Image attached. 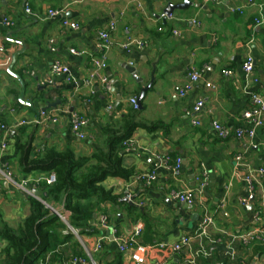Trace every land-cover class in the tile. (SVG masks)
Instances as JSON below:
<instances>
[{"label": "crops", "instance_id": "0c3cea01", "mask_svg": "<svg viewBox=\"0 0 264 264\" xmlns=\"http://www.w3.org/2000/svg\"><path fill=\"white\" fill-rule=\"evenodd\" d=\"M191 1L189 8L162 17L168 3L183 0H0V20L5 17L12 23H0V123L8 126L7 133L0 134V224L17 229L30 213V197L44 201L45 179L54 173L23 171L18 144L31 148V158L50 148L91 156L104 146L102 127L130 108L141 122L162 123L153 130L137 128L130 147L121 143L122 164L133 174L128 179L107 177L102 181L119 199L99 203L91 221L98 232L74 234L38 264H73L74 258L86 259L85 264H133L132 251L121 252L114 238L129 239L137 227L142 228L138 242L152 247L145 264L159 260L188 264L202 246L210 255L199 256L200 264H264V233L262 239L255 238L248 245L236 238L264 225V178L249 192L246 172L238 170L235 161L241 154L249 167L264 166V126L254 138L244 140L220 139L212 129L214 120L230 129L247 127L242 112L250 105L249 93L264 90V0ZM26 4L40 17L27 14ZM49 9L64 11L47 17ZM65 19L77 22L80 28L64 26ZM111 22L116 24L111 31L113 46L104 51L99 47V32L109 29ZM129 37L146 41L147 46L123 49L121 44ZM104 54L106 67L95 72L94 59ZM248 57L253 59V76L258 82H247L243 63ZM57 60L68 66V75H53ZM131 66L142 81L133 78L128 70ZM154 70L155 82L142 107L135 109L130 98L140 96ZM191 70L200 71L201 78L181 97L175 86H184ZM227 70L232 74H226ZM103 75L112 86L110 93L100 81ZM21 81L26 85L23 100L32 101L33 107L19 100ZM58 100L57 106L42 113L43 107ZM198 100L204 106L195 114L192 108ZM110 103L112 108H108ZM72 113L89 119L86 139L73 133ZM195 118L201 120L200 125L193 124ZM179 158L181 173L176 176L173 166ZM152 171L157 176L152 185L137 179ZM9 172L10 178L6 176ZM203 172L208 184L201 202L190 205L172 197L173 190L197 188V177ZM33 187L38 195L30 194ZM126 190L136 197L137 206L120 201ZM204 208L213 221L206 234L200 235ZM54 211L63 213L70 225L71 213L63 204ZM104 215L108 217L106 226L101 224ZM184 235L193 239L182 252L158 246ZM5 245L0 236V264Z\"/></svg>", "mask_w": 264, "mask_h": 264}, {"label": "trees", "instance_id": "16d2710c", "mask_svg": "<svg viewBox=\"0 0 264 264\" xmlns=\"http://www.w3.org/2000/svg\"><path fill=\"white\" fill-rule=\"evenodd\" d=\"M161 126L159 122L147 124L137 120V112L130 108L119 119H112L102 127L104 146L91 156L77 155L71 149L50 148L31 158V148L18 144L23 171L54 172L56 182L52 185L45 183L41 192L42 199L51 207L36 197H30V213L17 229L6 223L0 224V236L6 241L2 264H38L48 252L74 237L69 226L81 235L97 233L98 229L91 221L99 203H117L119 199L102 186V181L107 177L128 179L133 174L122 164L121 143L130 139L139 127L153 130ZM59 204L70 211V225L54 211Z\"/></svg>", "mask_w": 264, "mask_h": 264}, {"label": "built area", "instance_id": "2783aa9c", "mask_svg": "<svg viewBox=\"0 0 264 264\" xmlns=\"http://www.w3.org/2000/svg\"><path fill=\"white\" fill-rule=\"evenodd\" d=\"M63 9H49L47 11V17H55L63 13ZM25 12L33 17L39 18L40 15L38 13H35L29 4H26L25 6ZM162 17H166V14H163ZM196 24H199L197 21H193ZM0 23L10 25L12 24L7 18H3L0 20ZM64 26H67L72 29H79L80 26L77 22L71 21L68 19L63 20ZM116 28V24L114 22H111L109 25V29H104L99 32L101 42L99 44V47L106 51L110 47L113 46V41L111 38V31ZM175 35H179V31H174ZM132 46H136L137 48H144L147 46V42L143 41L139 38L135 37H129L121 44V47L123 49H130ZM75 53H78L76 50H73ZM94 67L95 72H98L100 69H103L106 67L105 62V54L101 58H95L94 59ZM243 69L246 73V79L249 83L250 80L253 82H258V78L256 76H253L254 73V62L251 57H248L245 62L243 63ZM52 73L53 75H68L69 68L68 66L64 65L59 60L55 61L52 66ZM226 74L230 75L232 74L231 70L225 71ZM201 78V72L198 70H191L189 73V81L184 86H175V90L179 93L181 97H186L194 88V85L200 80ZM100 81L103 84L104 90L106 93H110L112 90V86L108 80V78L103 75L100 77ZM247 85V84H246ZM207 86H212L211 83H207ZM250 96V105L248 108L243 110L242 112V118L248 125L247 127H236L235 129H230L220 123L217 120H214L212 122V129L216 133V135L220 139H227L230 136H233L237 138L238 140H244V139H252L256 136V131L258 128L264 126V90L262 92H251L249 93ZM131 105L135 108H139L138 104V98L133 96L130 98ZM204 106L203 100H198L193 108V113H199ZM108 108H112V103L109 104ZM46 113V112H42ZM53 121H57L56 118H53ZM193 124L200 125L201 120L198 118L193 119ZM89 125V119L85 117L84 115H81L79 113H72L71 114V129L73 133L81 140L86 139L88 137L87 133V127ZM8 126L4 123H0V134L1 133H7ZM131 139L125 140L123 142L124 146L130 147L131 146ZM6 143L4 142L2 144V147H5ZM236 161V168L238 170H245L244 180L248 184L249 192L253 193L256 189V185L260 183V181L264 178V166L260 167H249L247 164L244 163L242 160V155L238 154L235 156ZM173 171L176 176L180 175L181 173V159H177L176 163L173 166ZM11 173H7L6 176L10 178ZM137 179L143 182L144 185L150 186L153 184V182L157 179L155 172H149V173H141L137 176ZM208 177L205 172H203L200 176L197 177V183L198 187L193 188H187L184 190H173L172 191V197L175 200H178L179 202L187 203L190 205L198 204L199 201L201 202V196L204 192L205 187L208 184L207 181ZM46 183L49 185H52L56 182V175L55 173H51L46 179ZM3 189V185L0 182V192ZM37 192L36 188H32L30 190V194L35 195ZM242 203L245 205L250 204V201L248 199H241ZM264 208V204H263ZM204 217L203 221L201 223L200 228V235L206 234L207 227L212 223L213 219L208 214L206 208H204ZM57 215L67 223V217L61 213L56 211ZM262 219L260 217V214H257V220ZM68 224V223H67ZM101 224L103 226H106L108 224V217L106 215L102 216L101 218ZM71 231L79 235V231L77 229L72 228L69 226ZM142 233V228L137 227L133 233V235L129 239H122L121 237H115L114 240L118 243L119 250L121 252H125L127 250H131V256L130 259L133 264H145L146 263V254L148 251L152 248L151 246L139 243L137 238ZM264 233V225L262 228L257 227L254 230H250L248 232L242 233L238 235L236 238L241 242L243 245L250 244L255 238H263ZM192 235H184L182 236L178 241L169 243V242H160L158 246L161 249L170 250L175 253L182 252L185 248H188L191 245L192 242ZM99 249V245L95 248L94 251H97ZM205 256L208 257L210 255L209 251L205 249V247H201L197 249L192 256L187 261L188 264H200L198 261L199 256ZM73 264H85L86 259L83 258H74L72 261ZM156 264H167L165 260H159Z\"/></svg>", "mask_w": 264, "mask_h": 264}, {"label": "water", "instance_id": "95a60500", "mask_svg": "<svg viewBox=\"0 0 264 264\" xmlns=\"http://www.w3.org/2000/svg\"><path fill=\"white\" fill-rule=\"evenodd\" d=\"M193 4V2L191 0H183V2H180V3H177V4H174V3H168L167 7L164 9V13L166 14V16H171L172 13H174L175 10H184V9H187L189 8L191 5ZM16 56V55H15ZM15 56L13 58V62L11 64V66L15 63ZM155 67V66H154ZM11 68H9L10 70ZM128 70L131 72V74L133 75V78L138 80V81H142V77L139 76V71L135 68V67H128ZM155 82V70L152 71V77H151V81L146 85L144 86L142 89H141V93H140V96L138 97V104H139V108H141V103H142V100L145 96V94L147 93L148 90H150L153 86ZM21 84H22V90H21V93H20V96H19V100L24 103V104H27V105H30L33 107V102L32 101H28V102H25L23 100L24 96H25V91H26V85L23 81H21ZM60 103V100L52 103V104H48L46 105L45 107L42 108V111L43 112H46L49 108L51 107H55L57 106L58 104ZM39 194V192H37V195ZM136 197L134 195L131 194L130 191L126 190L124 192V196L123 198L120 200L121 202H128L131 206H137L135 203H134V199ZM48 207L49 205L46 204ZM56 212V211H55ZM108 233L110 234V230H108Z\"/></svg>", "mask_w": 264, "mask_h": 264}]
</instances>
